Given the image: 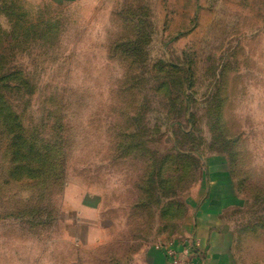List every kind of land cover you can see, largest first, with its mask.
Masks as SVG:
<instances>
[{
    "label": "rangeland",
    "instance_id": "1",
    "mask_svg": "<svg viewBox=\"0 0 264 264\" xmlns=\"http://www.w3.org/2000/svg\"><path fill=\"white\" fill-rule=\"evenodd\" d=\"M220 168L264 264V0H0V264H132Z\"/></svg>",
    "mask_w": 264,
    "mask_h": 264
},
{
    "label": "crops",
    "instance_id": "2",
    "mask_svg": "<svg viewBox=\"0 0 264 264\" xmlns=\"http://www.w3.org/2000/svg\"><path fill=\"white\" fill-rule=\"evenodd\" d=\"M60 1L74 3L77 0ZM230 181L228 170H212L208 180L203 178L193 192L190 220L185 221L175 236L143 249L132 264H168L165 254L154 249L158 244L172 245L186 264H240L234 250L236 234L225 217L237 194Z\"/></svg>",
    "mask_w": 264,
    "mask_h": 264
},
{
    "label": "trees",
    "instance_id": "3",
    "mask_svg": "<svg viewBox=\"0 0 264 264\" xmlns=\"http://www.w3.org/2000/svg\"><path fill=\"white\" fill-rule=\"evenodd\" d=\"M12 133V132H10ZM12 137H13V149H14V152H13V155H14V158H13V161L16 162V160L18 159V155L19 157L23 156L25 157V159H28V154L30 153H33L34 152V148L32 145H29L28 143H26V141L22 139L21 136H19L18 134H12ZM23 143H22V141ZM42 162V159H40L39 163ZM21 164V161L19 163H16V166L14 168V171L13 173L16 174L18 173L19 174V170L21 171V169H24L26 171H28L30 168L27 167V166H22L20 165ZM42 166V164L40 165ZM39 166V167H40ZM14 176V175H13Z\"/></svg>",
    "mask_w": 264,
    "mask_h": 264
},
{
    "label": "built area",
    "instance_id": "4",
    "mask_svg": "<svg viewBox=\"0 0 264 264\" xmlns=\"http://www.w3.org/2000/svg\"><path fill=\"white\" fill-rule=\"evenodd\" d=\"M154 249L165 254L168 264H186V262L179 257V253L170 244H158ZM185 253L187 255V251H185Z\"/></svg>",
    "mask_w": 264,
    "mask_h": 264
}]
</instances>
